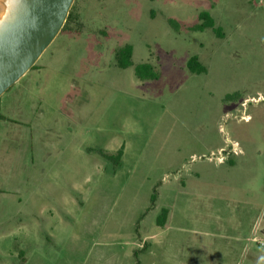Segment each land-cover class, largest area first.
<instances>
[{"label": "rangeland", "instance_id": "1", "mask_svg": "<svg viewBox=\"0 0 264 264\" xmlns=\"http://www.w3.org/2000/svg\"><path fill=\"white\" fill-rule=\"evenodd\" d=\"M37 65L15 86L37 147H0V264H137L162 208L183 229L141 264H264V0H74Z\"/></svg>", "mask_w": 264, "mask_h": 264}, {"label": "water", "instance_id": "2", "mask_svg": "<svg viewBox=\"0 0 264 264\" xmlns=\"http://www.w3.org/2000/svg\"><path fill=\"white\" fill-rule=\"evenodd\" d=\"M74 0H8L0 20V97L38 61L62 30Z\"/></svg>", "mask_w": 264, "mask_h": 264}, {"label": "crops", "instance_id": "3", "mask_svg": "<svg viewBox=\"0 0 264 264\" xmlns=\"http://www.w3.org/2000/svg\"><path fill=\"white\" fill-rule=\"evenodd\" d=\"M46 50L43 52V54L46 52ZM43 54L40 56L37 62H39L43 58ZM40 68L41 66L37 65L36 68L30 70H35L37 72H40ZM30 70L28 72H30ZM27 73L24 76H26ZM24 76L22 78H24ZM22 78L19 79V81H17L11 88H9L8 89L9 91L7 90L6 93H4L0 97V115L3 118L0 119V147H11L10 144L12 141H14L13 143L14 147H37L36 140L38 136L39 124L37 123L38 119L36 116H37L38 106L35 105L34 103H28L26 99L16 96L17 92L15 90L17 87L15 86L16 84L20 83ZM12 88H15L13 89V93H12L13 95H7L10 92V90H12ZM12 106L16 109L15 112L14 111L10 112ZM66 132L67 135L61 136L62 147H83V142H80L81 139L79 137V131L72 132L68 130ZM11 133H13L12 136H10ZM68 135H72V140L68 139ZM124 154H125V148L123 150V155L121 160L123 159ZM234 158H237V156H235ZM234 158L229 161L230 164L233 163ZM195 176H199V175L196 173ZM180 186L182 189H185V183L183 185L181 184ZM157 199H158V195H157ZM165 209L167 210V216L164 224L160 226L157 225V219H156L155 224L157 230L154 233L144 234V235L139 234L137 242L134 243V245H136L137 247L135 251L140 250L143 254H147L148 252L149 254H151L152 252V250H150L151 244L157 239H159V243H161L160 239H162L165 236L170 237L168 241L171 242L173 241V243H177V238H172V236L169 235L168 233L172 230H175V232H177V229L182 230L183 228L177 227V225L173 226L170 224L171 211L167 208ZM51 238L54 237L51 236ZM132 256H134V254ZM18 257L22 258L20 260L22 262L24 259L23 256L21 254H18ZM137 260L138 263L141 264L140 259L137 258Z\"/></svg>", "mask_w": 264, "mask_h": 264}, {"label": "trees", "instance_id": "4", "mask_svg": "<svg viewBox=\"0 0 264 264\" xmlns=\"http://www.w3.org/2000/svg\"><path fill=\"white\" fill-rule=\"evenodd\" d=\"M198 18L202 22L199 25H197L194 30L203 31L205 29L210 28V29H213L217 35H220L219 34L220 28L214 27V25H215L214 20L208 12L199 13ZM67 20H68V17H67L66 21ZM170 25L175 27L174 23L172 21H170ZM131 57H132V47L130 45H126L116 52V58L118 60V66L120 68H128V67L132 66L133 63L131 61ZM187 69L189 70L190 73H193V74H202V73L206 72L205 67L202 64H200V62L198 61L197 56H192L191 58H189V60L187 61ZM134 72H135V75L141 80L142 79H155L156 78V73L153 71V67L147 63H142V64H138L137 66H135ZM0 119H3L1 117V115H0ZM120 153L121 152L119 151V153H118L119 156H120ZM156 189L157 188L155 186L152 190V194L150 196V204H149V207L147 208L146 212L150 211L154 207V204H155L156 199H157V190ZM144 214L141 216H144ZM166 216H167V210L162 209L159 216L157 217V225H159V226L163 225L165 220H166ZM134 258L136 259V263L139 264L138 260H137V251L134 252Z\"/></svg>", "mask_w": 264, "mask_h": 264}, {"label": "bare ground", "instance_id": "5", "mask_svg": "<svg viewBox=\"0 0 264 264\" xmlns=\"http://www.w3.org/2000/svg\"><path fill=\"white\" fill-rule=\"evenodd\" d=\"M8 0H0V20L4 19L7 15Z\"/></svg>", "mask_w": 264, "mask_h": 264}]
</instances>
